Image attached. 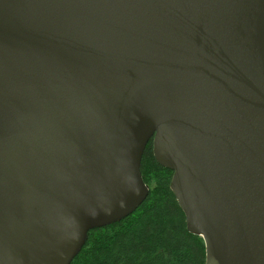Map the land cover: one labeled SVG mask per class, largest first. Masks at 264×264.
I'll use <instances>...</instances> for the list:
<instances>
[{"label":"water","instance_id":"95a60500","mask_svg":"<svg viewBox=\"0 0 264 264\" xmlns=\"http://www.w3.org/2000/svg\"><path fill=\"white\" fill-rule=\"evenodd\" d=\"M169 188L204 264H264V0H0V264H71Z\"/></svg>","mask_w":264,"mask_h":264},{"label":"trees","instance_id":"16d2710c","mask_svg":"<svg viewBox=\"0 0 264 264\" xmlns=\"http://www.w3.org/2000/svg\"><path fill=\"white\" fill-rule=\"evenodd\" d=\"M140 171L149 188L146 199L123 220L89 231L71 264H204L203 240L187 231L169 188L173 172L155 161L152 140Z\"/></svg>","mask_w":264,"mask_h":264}]
</instances>
